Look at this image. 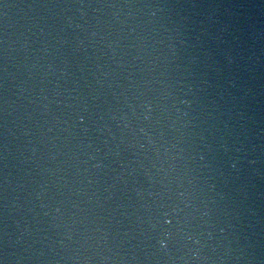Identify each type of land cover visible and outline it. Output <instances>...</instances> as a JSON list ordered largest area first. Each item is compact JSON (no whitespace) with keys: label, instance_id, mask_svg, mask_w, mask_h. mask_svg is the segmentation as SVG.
<instances>
[{"label":"water","instance_id":"obj_1","mask_svg":"<svg viewBox=\"0 0 264 264\" xmlns=\"http://www.w3.org/2000/svg\"><path fill=\"white\" fill-rule=\"evenodd\" d=\"M0 261L233 264L169 0H0Z\"/></svg>","mask_w":264,"mask_h":264},{"label":"clouds","instance_id":"obj_2","mask_svg":"<svg viewBox=\"0 0 264 264\" xmlns=\"http://www.w3.org/2000/svg\"><path fill=\"white\" fill-rule=\"evenodd\" d=\"M163 244H164V242L163 241H161V245L163 246Z\"/></svg>","mask_w":264,"mask_h":264},{"label":"snow or ice","instance_id":"obj_3","mask_svg":"<svg viewBox=\"0 0 264 264\" xmlns=\"http://www.w3.org/2000/svg\"><path fill=\"white\" fill-rule=\"evenodd\" d=\"M167 223V221H165ZM162 246V245H161ZM163 247V246H162ZM0 264H2V261H0Z\"/></svg>","mask_w":264,"mask_h":264}]
</instances>
